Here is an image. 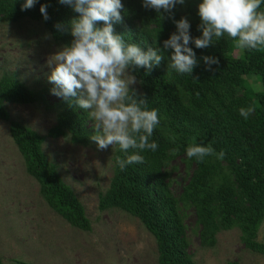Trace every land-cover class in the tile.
Masks as SVG:
<instances>
[{
	"label": "trees",
	"instance_id": "obj_1",
	"mask_svg": "<svg viewBox=\"0 0 264 264\" xmlns=\"http://www.w3.org/2000/svg\"><path fill=\"white\" fill-rule=\"evenodd\" d=\"M23 0H0V22L16 24L35 22L59 45H69L70 21L79 14L60 0H38L32 8L21 10ZM121 21L114 32L125 42L137 43L143 50L161 49L162 60L146 72L131 68L138 91L136 99L147 101L160 119L151 139L158 148L144 151L143 163L120 170L113 146L112 178L108 190L100 196V212L117 209L137 219L156 241L157 264H195L188 253L185 221L190 209L195 215V229L202 247L212 248L220 232L239 229L245 248L264 256V243L256 236L264 222V47L242 50L236 41L222 37L214 45L193 51L198 61L190 75L177 74L167 68L171 49H163V41L175 31L174 20L185 17L190 34L198 37L199 0H185L172 10L171 17L160 18L153 9L142 7L141 0H121ZM46 5L47 19L39 11ZM264 12V4L257 9ZM102 24L103 22H97ZM155 42V43H154ZM210 56L218 64L207 68L202 57ZM256 85L252 87L251 81ZM49 87L34 91L14 75L0 78V121L9 124V134L21 155L26 172L39 185V193L50 210L70 227L90 231V221L72 189L66 185L55 164L43 151L46 139L68 138L72 144L88 146L95 133L89 130L87 113L74 101L60 98L47 105ZM50 107L56 114V125L45 136L10 119L6 105ZM251 106L247 119L239 115L241 107ZM193 143L211 145L222 159L207 156L203 162L189 159L185 149ZM128 154H132L130 149ZM181 163L187 182L180 192H172L177 184L174 174ZM0 264H2L0 262ZM14 264H29L14 261Z\"/></svg>",
	"mask_w": 264,
	"mask_h": 264
},
{
	"label": "rangeland",
	"instance_id": "obj_2",
	"mask_svg": "<svg viewBox=\"0 0 264 264\" xmlns=\"http://www.w3.org/2000/svg\"><path fill=\"white\" fill-rule=\"evenodd\" d=\"M43 26L29 20L16 24L0 22V78L14 75L34 91L52 88L48 81V58L62 49ZM130 74V72H129ZM131 75V74H130ZM128 79L129 77H125ZM252 87L256 85L251 81ZM130 89L138 91L135 80ZM47 105L60 97L50 91ZM10 119L45 136L56 125V114L42 105H6ZM89 130L95 132L89 120ZM114 146V145H113ZM113 146L98 149L72 144L68 138L46 139L43 151L55 164L84 208L90 231L72 228L49 209L39 193V185L27 174L24 161L9 134V124L0 121V262L14 264H157L156 241L135 218L117 209L100 212L99 198L112 178ZM173 175L178 194L190 172L181 163ZM188 253L195 264H264V256L245 248L235 228L216 235L212 248L202 247L195 229L192 209L184 219ZM256 241L264 243V222Z\"/></svg>",
	"mask_w": 264,
	"mask_h": 264
},
{
	"label": "clouds",
	"instance_id": "obj_3",
	"mask_svg": "<svg viewBox=\"0 0 264 264\" xmlns=\"http://www.w3.org/2000/svg\"><path fill=\"white\" fill-rule=\"evenodd\" d=\"M36 3L38 0H23L21 10L30 9ZM60 3L71 6L79 15L70 21L71 43L48 58L51 71L47 79L53 85L51 93L74 101L77 108L87 113L94 122L95 133L91 139L98 149L118 146L125 156L115 158L116 167L124 170L129 165L143 163L141 153L155 152L158 148L151 138L160 119L157 109H149L143 98L136 99L129 87L135 82L129 69L143 67L148 72L159 66L161 49L149 47L145 51L137 43H126L114 32L113 25L122 19L121 0H60ZM141 3L163 18L164 13L171 17L172 10L185 0H141ZM261 4L264 0H199L200 35L190 34L187 18L174 20L175 31L162 42L164 50L171 49L167 68L177 74L190 75L198 61L189 45L203 49L225 36L234 39L242 50L264 47V12L257 11ZM46 7L41 4L39 8L45 19ZM202 59L207 68L218 64L215 57L203 56ZM252 111L251 106L241 107L239 115L247 119ZM130 149L132 154H128ZM185 152L189 159L199 162L207 156L215 155L217 159L224 156L222 150L216 153L210 144L201 143L188 145Z\"/></svg>",
	"mask_w": 264,
	"mask_h": 264
}]
</instances>
